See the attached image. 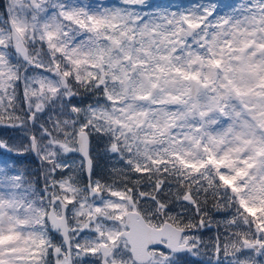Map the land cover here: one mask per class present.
Segmentation results:
<instances>
[{"label": "snow or ice", "instance_id": "obj_1", "mask_svg": "<svg viewBox=\"0 0 264 264\" xmlns=\"http://www.w3.org/2000/svg\"><path fill=\"white\" fill-rule=\"evenodd\" d=\"M202 259L264 264V0H3L0 264Z\"/></svg>", "mask_w": 264, "mask_h": 264}, {"label": "rangeland", "instance_id": "obj_2", "mask_svg": "<svg viewBox=\"0 0 264 264\" xmlns=\"http://www.w3.org/2000/svg\"><path fill=\"white\" fill-rule=\"evenodd\" d=\"M96 2V0H95ZM193 0H186L183 3H180L179 0H163V1H157L152 0V3L155 4L157 7H166L170 10H178L182 7L189 6ZM219 3V11L221 14H223L224 11L228 9V6L231 4V0H218Z\"/></svg>", "mask_w": 264, "mask_h": 264}, {"label": "trees", "instance_id": "obj_3", "mask_svg": "<svg viewBox=\"0 0 264 264\" xmlns=\"http://www.w3.org/2000/svg\"><path fill=\"white\" fill-rule=\"evenodd\" d=\"M3 2V0H0V3H2ZM217 219L219 218V217H216ZM215 233V228H213L212 230H211V232H209V231H204V236H205V238H207L209 235H211V234H214ZM201 264H204V259H202L201 260Z\"/></svg>", "mask_w": 264, "mask_h": 264}, {"label": "flooded vegetation", "instance_id": "obj_4", "mask_svg": "<svg viewBox=\"0 0 264 264\" xmlns=\"http://www.w3.org/2000/svg\"><path fill=\"white\" fill-rule=\"evenodd\" d=\"M90 2H95V0H91Z\"/></svg>", "mask_w": 264, "mask_h": 264}]
</instances>
